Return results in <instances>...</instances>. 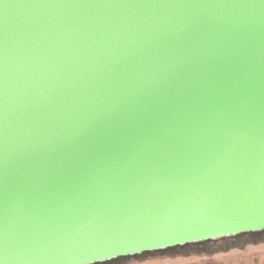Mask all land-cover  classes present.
Listing matches in <instances>:
<instances>
[{"label": "water", "instance_id": "obj_1", "mask_svg": "<svg viewBox=\"0 0 264 264\" xmlns=\"http://www.w3.org/2000/svg\"><path fill=\"white\" fill-rule=\"evenodd\" d=\"M263 230L264 0H0V264Z\"/></svg>", "mask_w": 264, "mask_h": 264}, {"label": "rangeland", "instance_id": "obj_2", "mask_svg": "<svg viewBox=\"0 0 264 264\" xmlns=\"http://www.w3.org/2000/svg\"><path fill=\"white\" fill-rule=\"evenodd\" d=\"M245 239L238 240L241 241ZM231 240H225L207 246L210 250L217 247H227ZM114 264H264V243L249 244L243 249H233L228 252L214 254H195L190 256H168L162 254L147 255L144 258H131Z\"/></svg>", "mask_w": 264, "mask_h": 264}, {"label": "trees", "instance_id": "obj_3", "mask_svg": "<svg viewBox=\"0 0 264 264\" xmlns=\"http://www.w3.org/2000/svg\"><path fill=\"white\" fill-rule=\"evenodd\" d=\"M245 237V239L238 241ZM225 240H231V244L229 246L225 247H217L215 249L210 250L207 246L214 245L215 243H220ZM258 243H264V230L260 232H249V233H243L239 234L235 237L230 238H223L219 240H207L204 242L199 243H191L186 244L183 246H175L163 250H156V251H148L144 252L142 254L133 255V256H122L118 257L116 259L106 261V262H100L95 264H114L115 262L125 261L127 259L131 258H144L147 255H156V254H162V255H168V256H190L195 254H201L203 252H206L207 254H214L218 252H228L233 249H243L249 244H258Z\"/></svg>", "mask_w": 264, "mask_h": 264}]
</instances>
